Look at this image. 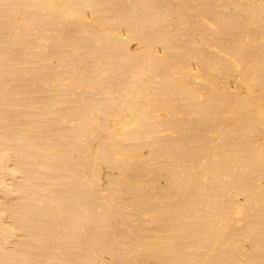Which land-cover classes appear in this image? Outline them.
I'll list each match as a JSON object with an SVG mask.
<instances>
[{"label":"bare ground","instance_id":"6f19581e","mask_svg":"<svg viewBox=\"0 0 264 264\" xmlns=\"http://www.w3.org/2000/svg\"><path fill=\"white\" fill-rule=\"evenodd\" d=\"M0 264H264V0H0Z\"/></svg>","mask_w":264,"mask_h":264}]
</instances>
